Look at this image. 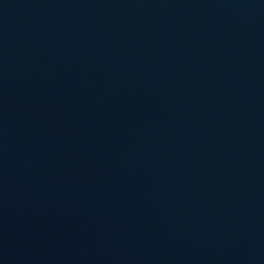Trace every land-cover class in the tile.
I'll list each match as a JSON object with an SVG mask.
<instances>
[{"label":"water","instance_id":"water-1","mask_svg":"<svg viewBox=\"0 0 264 264\" xmlns=\"http://www.w3.org/2000/svg\"><path fill=\"white\" fill-rule=\"evenodd\" d=\"M0 264H264V0H0Z\"/></svg>","mask_w":264,"mask_h":264}]
</instances>
